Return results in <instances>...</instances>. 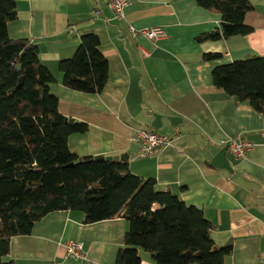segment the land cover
<instances>
[{
    "label": "crops",
    "instance_id": "1",
    "mask_svg": "<svg viewBox=\"0 0 264 264\" xmlns=\"http://www.w3.org/2000/svg\"><path fill=\"white\" fill-rule=\"evenodd\" d=\"M17 19L9 23L13 39L38 44L42 63L56 78L51 92L59 111L88 125L69 137L81 157L129 156L131 171L157 181L187 205L201 208L213 224L211 238L232 249L224 264H259L264 259V115L248 102L214 85L213 71L224 64L264 57V0H251L248 36L199 43L221 27L222 17L197 0H133L126 21L105 0H16ZM136 30L161 27L153 42ZM95 32L109 63L101 94L65 87L61 61L73 57L84 32ZM221 54L206 61V54ZM138 129L168 137L171 144L141 157L133 138ZM254 148L245 159L230 151L231 141ZM129 225L124 219L85 224L83 215L60 211L38 222L29 236L14 237L7 258L14 264H117ZM81 242L85 258L67 257L65 244ZM141 264H156L141 252Z\"/></svg>",
    "mask_w": 264,
    "mask_h": 264
},
{
    "label": "trees",
    "instance_id": "2",
    "mask_svg": "<svg viewBox=\"0 0 264 264\" xmlns=\"http://www.w3.org/2000/svg\"><path fill=\"white\" fill-rule=\"evenodd\" d=\"M221 15V27L197 38L199 43L248 36L254 28L246 15L251 0H197ZM16 0H0V264L14 237L31 235L47 215L71 211L85 224L124 219L129 225L117 264H141V252L156 264H224L230 247L211 238L213 224L196 206L157 181L135 175L129 162L81 157L69 148V137L88 130L59 111L51 92L56 78L42 63L38 44L13 39L9 23L17 19ZM221 54H206V61ZM19 67L21 69H19ZM65 87L101 94L109 79V63L99 36L88 31L72 58L61 61ZM23 80L21 81V79ZM214 85L264 115V57L224 64L213 71Z\"/></svg>",
    "mask_w": 264,
    "mask_h": 264
},
{
    "label": "built area",
    "instance_id": "3",
    "mask_svg": "<svg viewBox=\"0 0 264 264\" xmlns=\"http://www.w3.org/2000/svg\"><path fill=\"white\" fill-rule=\"evenodd\" d=\"M107 6L114 12L117 18L126 21V9L130 6L133 0H105ZM129 31L134 34H141L148 38L149 40L156 42L165 37V32L161 27H151L142 30H136L135 28L129 26ZM140 144L141 157L151 156L165 146L171 144V140L163 135L149 130V129H138L135 132L133 138ZM254 148V144L247 140L231 141L229 149L235 157L238 159H245L248 153ZM67 257L74 259H84V245L81 242H68L65 244ZM259 264H264V259L259 262Z\"/></svg>",
    "mask_w": 264,
    "mask_h": 264
},
{
    "label": "water",
    "instance_id": "4",
    "mask_svg": "<svg viewBox=\"0 0 264 264\" xmlns=\"http://www.w3.org/2000/svg\"><path fill=\"white\" fill-rule=\"evenodd\" d=\"M250 58H252V57H249V58H247V59H250ZM19 69H21L20 67H19ZM23 80V78L21 79V81ZM237 100V99H236ZM71 122H73V120H70ZM128 159H129V156L128 155H124V156H113V157H103L102 158V160H107V161H118V160H122V161H124V162H127L128 161ZM199 210H201V208H198Z\"/></svg>",
    "mask_w": 264,
    "mask_h": 264
},
{
    "label": "rangeland",
    "instance_id": "5",
    "mask_svg": "<svg viewBox=\"0 0 264 264\" xmlns=\"http://www.w3.org/2000/svg\"><path fill=\"white\" fill-rule=\"evenodd\" d=\"M78 213V212H77ZM79 214H81V213H79ZM143 252V251H142Z\"/></svg>",
    "mask_w": 264,
    "mask_h": 264
}]
</instances>
